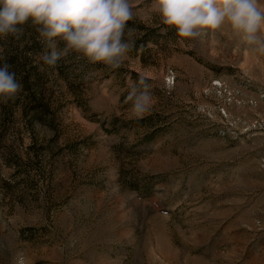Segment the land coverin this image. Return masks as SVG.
<instances>
[{
	"label": "rangeland",
	"instance_id": "374dc122",
	"mask_svg": "<svg viewBox=\"0 0 264 264\" xmlns=\"http://www.w3.org/2000/svg\"><path fill=\"white\" fill-rule=\"evenodd\" d=\"M132 2L117 70L71 53L39 71L34 29L0 40L22 84L0 104V264H264V55L227 28L181 45Z\"/></svg>",
	"mask_w": 264,
	"mask_h": 264
},
{
	"label": "clouds",
	"instance_id": "9594fccd",
	"mask_svg": "<svg viewBox=\"0 0 264 264\" xmlns=\"http://www.w3.org/2000/svg\"><path fill=\"white\" fill-rule=\"evenodd\" d=\"M151 10L174 27L181 45L191 44L225 28L255 54L264 55V0H152ZM137 18L132 0H0V40L19 39L31 27L51 50L35 58L56 67L71 53L111 70L121 68L133 49ZM126 37V38H125ZM62 45V46H61ZM6 60L0 66V104L14 102L22 89ZM151 86L141 76L125 103L142 119L154 105Z\"/></svg>",
	"mask_w": 264,
	"mask_h": 264
}]
</instances>
